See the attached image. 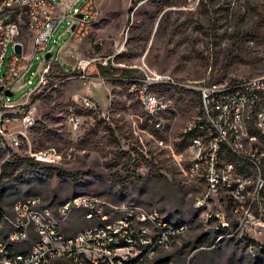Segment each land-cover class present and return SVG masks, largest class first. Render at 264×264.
<instances>
[{
	"label": "rangeland",
	"instance_id": "374dc122",
	"mask_svg": "<svg viewBox=\"0 0 264 264\" xmlns=\"http://www.w3.org/2000/svg\"><path fill=\"white\" fill-rule=\"evenodd\" d=\"M137 1L94 0L98 19L81 40L71 37L67 19L62 18L46 47L49 59H55L47 80L39 84L42 65L34 59L12 85L13 102L32 90L26 105L34 108V121L27 128L15 124L27 138L15 148L0 144V165L14 155L27 156L67 174L49 178L31 172L3 178L0 206L6 209L16 198L33 193L49 203L93 193L115 205L157 209L188 224L178 242L159 250L156 261L264 264L233 241L178 252L184 243L213 229L194 206L202 183L185 173L188 161L179 146L184 127L199 113L198 98L177 86L151 88L167 103L159 116L163 126L157 128L130 91L143 69L178 81L213 82L263 73L264 0H200L194 8L185 0H142L136 6ZM21 33L20 40L28 44L29 32L22 27ZM11 51L9 42L1 73ZM96 63L117 68V78L95 76ZM78 71L82 74L74 73ZM84 97L94 108L83 104ZM75 115L80 117L76 127L69 120ZM45 151L54 153L52 161L34 157ZM85 224L78 213L68 222L71 230Z\"/></svg>",
	"mask_w": 264,
	"mask_h": 264
},
{
	"label": "built area",
	"instance_id": "2783aa9c",
	"mask_svg": "<svg viewBox=\"0 0 264 264\" xmlns=\"http://www.w3.org/2000/svg\"><path fill=\"white\" fill-rule=\"evenodd\" d=\"M142 0H138L136 6ZM194 8L200 0H185ZM0 0V144L18 147L27 138L24 128L33 124V107L27 106L31 91L13 102L6 95L30 67L41 63L39 84L47 80L49 38L62 18L71 37L88 36L98 19L94 0ZM81 14V17L78 15ZM29 32V43L20 40L21 28ZM12 51L1 73L5 51ZM21 44L18 54L13 45ZM51 53V52H50ZM88 63V61H87ZM105 62H103L104 64ZM89 64V63H88ZM130 91L155 127L166 101L151 88L177 86L198 95L199 113L183 129L189 134L183 148L188 166L185 173L202 183L194 206L205 225L220 231L208 245L233 241L253 260L264 263V72L222 81H178L172 75L143 69ZM83 104L94 108L90 98ZM78 126L79 116L69 118ZM50 162L52 151L34 153ZM87 221L71 230V216ZM188 224L172 220L157 209L138 204L119 206L100 195L80 193L56 203L38 193L16 198L0 213V264H155L161 248L180 240ZM196 247V246H194ZM193 247V248H194ZM166 264H172L168 261Z\"/></svg>",
	"mask_w": 264,
	"mask_h": 264
},
{
	"label": "trees",
	"instance_id": "16d2710c",
	"mask_svg": "<svg viewBox=\"0 0 264 264\" xmlns=\"http://www.w3.org/2000/svg\"><path fill=\"white\" fill-rule=\"evenodd\" d=\"M29 37V36H28ZM54 61L55 59L50 60L49 59V69L51 66H54ZM95 71L93 72L95 76H101L104 78H111V79H116L118 75L117 73V68L110 67L109 65H102L101 63H96L94 64ZM49 71V70H48ZM75 74H82L80 71L74 72ZM124 76H127V73L124 72L122 73ZM126 74V75H125ZM48 75V73H47ZM162 87V86H160ZM189 90V89H188ZM191 91V90H190ZM193 92L197 98L198 95L196 92ZM199 104V103H198ZM189 134L182 133L181 134V139L179 142L180 147H185L187 143V137ZM31 172H36L35 174H39L45 177H62L63 175H66L67 173L60 169L59 167H54V166H48V165H39V162L32 159L31 157L27 156H16L14 155L11 159H5L1 165H0V185L2 184V179L3 178H9L13 177L15 174H18L20 176H24L27 174H32ZM2 200V193L0 191V202ZM2 211V207L0 206V213ZM220 230L219 229H212L210 233L213 235L217 234ZM209 232H203L197 237H195L191 242L188 241L181 245V247L178 249V252L180 253L182 250L189 249L190 247L193 248L194 246L200 245L203 242L209 243L211 241V234ZM168 262L167 258H164L162 261L157 260L155 264H166ZM54 264H63L58 261H56ZM69 264V263H65Z\"/></svg>",
	"mask_w": 264,
	"mask_h": 264
},
{
	"label": "water",
	"instance_id": "95a60500",
	"mask_svg": "<svg viewBox=\"0 0 264 264\" xmlns=\"http://www.w3.org/2000/svg\"><path fill=\"white\" fill-rule=\"evenodd\" d=\"M79 17H81V14L78 15ZM15 51L19 54L21 52V44L19 42H15L14 45H13ZM51 56V53L48 51L46 52V55H45V58L46 59H49ZM6 95H12V91L10 90H6Z\"/></svg>",
	"mask_w": 264,
	"mask_h": 264
},
{
	"label": "crops",
	"instance_id": "0c3cea01",
	"mask_svg": "<svg viewBox=\"0 0 264 264\" xmlns=\"http://www.w3.org/2000/svg\"><path fill=\"white\" fill-rule=\"evenodd\" d=\"M83 1H84V0H76L75 5H76V6H80V5L82 4ZM3 64H4V61H3ZM6 65H7V63H6ZM5 68H6V67H5Z\"/></svg>",
	"mask_w": 264,
	"mask_h": 264
}]
</instances>
